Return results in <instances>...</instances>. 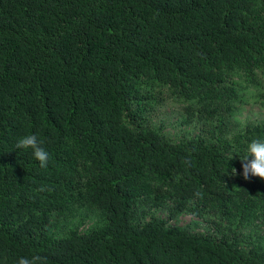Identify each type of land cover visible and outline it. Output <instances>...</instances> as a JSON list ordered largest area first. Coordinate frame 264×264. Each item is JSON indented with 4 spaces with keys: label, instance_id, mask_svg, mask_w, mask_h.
<instances>
[{
    "label": "trees",
    "instance_id": "16d2710c",
    "mask_svg": "<svg viewBox=\"0 0 264 264\" xmlns=\"http://www.w3.org/2000/svg\"><path fill=\"white\" fill-rule=\"evenodd\" d=\"M263 78L264 0H0V264H264V121L225 132ZM165 96L206 133L144 126Z\"/></svg>",
    "mask_w": 264,
    "mask_h": 264
},
{
    "label": "rangeland",
    "instance_id": "374dc122",
    "mask_svg": "<svg viewBox=\"0 0 264 264\" xmlns=\"http://www.w3.org/2000/svg\"><path fill=\"white\" fill-rule=\"evenodd\" d=\"M243 104L233 117H228V124L225 132L230 136L247 124H257L264 121V78L256 90L247 91L244 94ZM182 110L179 103L164 97V100L157 106L156 110L143 123L147 127H161L162 130L174 141L184 140L193 137L199 132L206 133L200 126H184L180 124ZM153 215L159 219L167 220L166 214L161 211H152ZM67 219L59 223V231L63 234L68 228L80 224L79 231L83 233L94 223V213L85 208H80L72 213ZM197 221L188 215H181L178 221H168L170 225L187 227L195 232H205L202 227H197L193 223Z\"/></svg>",
    "mask_w": 264,
    "mask_h": 264
},
{
    "label": "clouds",
    "instance_id": "9594fccd",
    "mask_svg": "<svg viewBox=\"0 0 264 264\" xmlns=\"http://www.w3.org/2000/svg\"><path fill=\"white\" fill-rule=\"evenodd\" d=\"M43 141L36 134L25 135L18 139L17 149L30 150L33 158L39 162L41 168L47 167L51 159L50 154L43 147ZM234 156H230L229 161ZM242 164V177L248 180L249 177L258 178L264 181V140L254 139L247 145V155L239 158ZM235 175V169H232ZM42 190V189H41ZM200 195V193H197ZM16 264H49L48 258L35 253L19 257Z\"/></svg>",
    "mask_w": 264,
    "mask_h": 264
}]
</instances>
